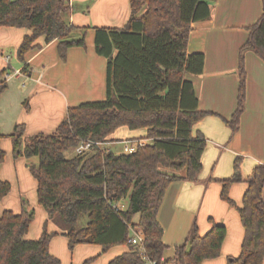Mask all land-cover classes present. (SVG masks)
Returning a JSON list of instances; mask_svg holds the SVG:
<instances>
[{"label": "trees", "instance_id": "16d2710c", "mask_svg": "<svg viewBox=\"0 0 264 264\" xmlns=\"http://www.w3.org/2000/svg\"><path fill=\"white\" fill-rule=\"evenodd\" d=\"M215 0H129L131 14L123 27H95L96 53L107 60L106 98L68 108L67 115L52 134L25 137V126L16 125L10 135L14 158L37 157L29 170L36 180L38 203L48 219L60 229L44 231L38 239H28L34 210L0 212V264H61L50 250L51 239L61 233L72 251L81 244L99 245L104 252L115 246L129 251L109 264H165L163 228L157 215L165 193L176 181H197L203 169L206 139L193 135V127L212 112L200 111L194 84L187 75L201 76L205 55L188 53L192 23L211 16ZM263 11L256 23L247 27L249 36L240 50L239 94L235 112L227 126L233 132L245 111V71L243 54L254 52L264 62ZM70 0H0V28L31 31L25 35L17 54L24 58L32 49L57 41L65 60L71 48L86 47V29L71 22ZM28 68L25 66L24 71ZM7 85L0 84V95ZM145 129L144 145L135 152L116 153L104 147L89 156L66 158L81 139L104 142L118 128ZM3 135L0 132V140ZM6 153L0 147V164ZM238 159L234 174L222 180L221 198L229 197L230 185L239 181ZM264 164L253 168L247 180L242 206L238 208L244 228L241 252L227 264H264ZM11 184L0 179V202L10 193ZM127 199L126 208L119 207ZM23 203V202H22ZM88 221L78 228L81 216ZM139 215L138 223L134 217ZM142 230L145 255L131 243V230ZM227 230L212 222L204 235L195 226L187 245L176 247V264H203L220 256Z\"/></svg>", "mask_w": 264, "mask_h": 264}, {"label": "crops", "instance_id": "0c3cea01", "mask_svg": "<svg viewBox=\"0 0 264 264\" xmlns=\"http://www.w3.org/2000/svg\"><path fill=\"white\" fill-rule=\"evenodd\" d=\"M259 1L215 0L211 3L210 18L191 25L188 53L202 52L205 64L201 76L187 75L186 78L194 84L198 109L213 114L193 127V135L201 133L206 139L203 169L197 181L171 183L158 211L157 219L163 228V242L167 246L163 254L165 264H176V247L187 245L186 250L189 251V239L195 226L198 233L204 235L212 227V222L225 225L227 234L220 256L207 259L203 264H227L228 258L237 257L241 252L244 228L234 205L221 198L222 180L233 176L231 164L236 156V146L245 129L258 123V111L264 112V101L259 103L256 97L254 108L247 100L235 132L227 126L225 119L229 120L237 108L239 50L248 39L249 32L245 28L262 15ZM70 4V20L79 28L77 33L81 34V29L87 28L86 47L69 49L65 60L59 56L57 41L45 44L43 38L38 40L42 47L32 49L20 58L18 48L24 36L31 31L0 28V84L5 82L7 85L0 95V132L3 135L0 147L6 152L8 164L15 166L18 180L22 174L20 164L21 169L27 168V164L25 158H14L12 154L10 135L15 126H25V137L52 134L65 119L68 108L105 100L107 60L96 53L94 28L123 27L131 14L129 0H70ZM9 54L12 57L7 62L5 56ZM25 66L28 68L26 71L23 70ZM7 73L11 77L5 80ZM255 112L257 114L253 115ZM255 117L258 119L253 122ZM145 135V129L120 127L108 137L106 148L113 151L116 144L142 140ZM250 148L249 167L241 166L239 181L232 182L229 189V197L237 203V208L242 205L253 168L264 164L257 155L259 149L255 142H251ZM73 150L74 154L66 158L76 156L75 148ZM34 212L36 215L27 233L28 239H38L44 226L48 231L60 232L43 208L37 206ZM139 218L136 215L133 222L138 223ZM135 231L144 237L142 230L135 228ZM50 250L61 264H109L116 256L129 251V247L115 246L104 252L99 245L81 244L71 251L67 237L59 233L51 239Z\"/></svg>", "mask_w": 264, "mask_h": 264}, {"label": "rangeland", "instance_id": "374dc122", "mask_svg": "<svg viewBox=\"0 0 264 264\" xmlns=\"http://www.w3.org/2000/svg\"><path fill=\"white\" fill-rule=\"evenodd\" d=\"M259 3L262 11L263 9L262 1L260 0ZM245 29L247 30V28ZM79 36H80L79 31L77 33V30L75 29L74 32L72 33V37L77 38ZM240 50H239V57H240ZM6 56L10 58L12 57L11 54ZM243 68L245 71L244 107L246 108L247 100H250L251 105L255 108V103H253V100H255L256 97L259 98L257 102L260 103L264 101V62L254 52L245 51L243 54ZM255 114L257 113L255 112L253 115ZM258 114L260 117L258 123H253L252 126L250 124L249 127L245 129L246 130L244 131L245 134L239 140L238 142L239 145L236 146L237 147L236 156L234 157L233 164H231V168L233 169L235 167L234 162H236L237 159H238L239 169L241 168L242 165H244V167H249V164L251 162L249 151L252 150L250 148L251 142L256 143L259 149L257 155L261 158V160L263 159L262 162H264V112L259 110ZM257 119L258 117H255V121L253 122H256ZM122 144L123 143H119L118 145L116 144L115 146H113V151L116 153H123ZM72 154H74L73 149L67 151L65 153V156L69 157ZM25 162L27 164V168L24 167V169L26 170L21 169V164H20V174L22 173L20 176V180H18L19 177L17 176V173L15 171V166L11 167L8 164V161H6V158L4 162L0 164V179L3 181H8L11 184L10 193L0 203V212H2L3 210H12L15 213H20L22 211V207L24 209L34 210V208L40 206L36 194V180L29 170L30 164H38V158L34 157L29 160H26ZM222 168L225 169L223 163H222ZM25 171H27V173ZM235 204L236 205H234V210H236V212L239 213L237 208L238 207L237 203ZM126 206H127V199L122 200L119 203V207L121 208H126ZM40 208L42 209L43 207L40 206ZM35 215L36 214L34 212V216ZM87 221L88 218L86 215L81 216L77 227L78 228L84 227Z\"/></svg>", "mask_w": 264, "mask_h": 264}, {"label": "built area", "instance_id": "2783aa9c", "mask_svg": "<svg viewBox=\"0 0 264 264\" xmlns=\"http://www.w3.org/2000/svg\"><path fill=\"white\" fill-rule=\"evenodd\" d=\"M5 60L8 62L10 61V57L6 56ZM16 73H19V71H16ZM11 77L10 74H6L4 76L5 80H8ZM123 143V153L130 154L135 152L138 145H144V141L142 140H132V141H125ZM108 143L106 141L100 142V141H94L91 139H81L77 147L75 148V152L77 156H89L91 154H94V152L97 149H103L106 147ZM124 207V206H123ZM131 232L133 231V235L131 236V243L138 248H140V251L143 255H145L144 247H143V239L138 232L135 231V228L130 227ZM145 260L148 262V264H155V262L151 261L146 255Z\"/></svg>", "mask_w": 264, "mask_h": 264}]
</instances>
